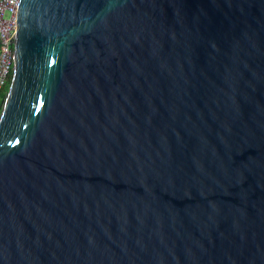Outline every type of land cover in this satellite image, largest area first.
Listing matches in <instances>:
<instances>
[{"label":"water","instance_id":"water-1","mask_svg":"<svg viewBox=\"0 0 264 264\" xmlns=\"http://www.w3.org/2000/svg\"><path fill=\"white\" fill-rule=\"evenodd\" d=\"M0 264H264V0H17Z\"/></svg>","mask_w":264,"mask_h":264},{"label":"built area","instance_id":"built-area-1","mask_svg":"<svg viewBox=\"0 0 264 264\" xmlns=\"http://www.w3.org/2000/svg\"><path fill=\"white\" fill-rule=\"evenodd\" d=\"M17 0H0V103L7 88L13 64L12 32Z\"/></svg>","mask_w":264,"mask_h":264},{"label":"trees","instance_id":"trees-1","mask_svg":"<svg viewBox=\"0 0 264 264\" xmlns=\"http://www.w3.org/2000/svg\"><path fill=\"white\" fill-rule=\"evenodd\" d=\"M5 89H6V87L4 88V91H5ZM3 95H4V94L2 93V94H1V98H2Z\"/></svg>","mask_w":264,"mask_h":264}]
</instances>
